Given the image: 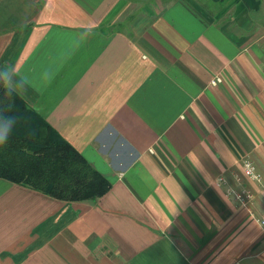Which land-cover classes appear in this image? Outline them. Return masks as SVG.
<instances>
[{"label": "crops", "instance_id": "obj_1", "mask_svg": "<svg viewBox=\"0 0 264 264\" xmlns=\"http://www.w3.org/2000/svg\"><path fill=\"white\" fill-rule=\"evenodd\" d=\"M5 64L110 188L0 178V264H264V0H0Z\"/></svg>", "mask_w": 264, "mask_h": 264}, {"label": "trees", "instance_id": "obj_2", "mask_svg": "<svg viewBox=\"0 0 264 264\" xmlns=\"http://www.w3.org/2000/svg\"><path fill=\"white\" fill-rule=\"evenodd\" d=\"M15 114L18 125L0 147V178L68 202L95 203L110 188L69 143L15 92L0 87V115Z\"/></svg>", "mask_w": 264, "mask_h": 264}, {"label": "clouds", "instance_id": "obj_3", "mask_svg": "<svg viewBox=\"0 0 264 264\" xmlns=\"http://www.w3.org/2000/svg\"><path fill=\"white\" fill-rule=\"evenodd\" d=\"M13 76L18 77L16 83H13ZM29 86V79L26 75L16 72L14 66H8L0 68V87L4 89V94L11 96L13 92L17 93V96L22 97V90ZM20 117L15 114L7 116L0 115V147H3L9 141L11 135L16 129Z\"/></svg>", "mask_w": 264, "mask_h": 264}, {"label": "built area", "instance_id": "obj_4", "mask_svg": "<svg viewBox=\"0 0 264 264\" xmlns=\"http://www.w3.org/2000/svg\"><path fill=\"white\" fill-rule=\"evenodd\" d=\"M220 82H221L220 78L217 77V78L213 79L210 82V84L216 85ZM243 174L246 177L251 178L253 181L258 182L260 180V175L255 171L254 166L250 161H244ZM234 197H235L236 201H238L242 205H245V206L252 205L253 194L250 190L245 189L241 192L235 193ZM256 221H257V224L259 225V227L261 228V230L264 232V218L256 219Z\"/></svg>", "mask_w": 264, "mask_h": 264}]
</instances>
